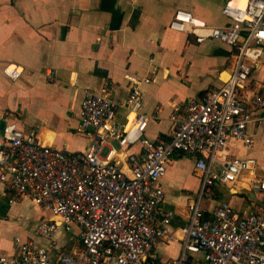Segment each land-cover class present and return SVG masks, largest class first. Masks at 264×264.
<instances>
[{"label":"built area","instance_id":"1","mask_svg":"<svg viewBox=\"0 0 264 264\" xmlns=\"http://www.w3.org/2000/svg\"><path fill=\"white\" fill-rule=\"evenodd\" d=\"M220 12L227 19L222 25L196 20L181 8L167 23L172 30L192 34L194 42L225 43L233 56L219 85L171 103L167 138L144 135L158 108L150 114L142 110L139 85L149 79L128 72L123 74L127 86L121 101L112 81L82 89L73 126L85 139L82 149L43 143L35 127H24L11 112L2 115L0 180L8 189L7 200L27 197L47 216L34 227L45 243L14 236V251L0 252V264H163L156 253L160 241L179 243L167 264H264V162L227 150L230 140L250 145L249 125L264 119V111L255 113L264 107V93H241L264 45V0H243L242 5L225 0ZM21 71L15 62L2 66L11 80ZM44 75L53 80L51 70ZM119 106L122 120L116 117ZM134 144L138 148L129 151ZM174 150L194 156L192 170L198 176L187 219L177 228L170 225V213L159 209V177ZM238 179L260 195L245 210L225 199L209 208L201 205L202 199H212L214 186L229 190ZM73 227L79 248H60L57 232Z\"/></svg>","mask_w":264,"mask_h":264},{"label":"crops","instance_id":"2","mask_svg":"<svg viewBox=\"0 0 264 264\" xmlns=\"http://www.w3.org/2000/svg\"><path fill=\"white\" fill-rule=\"evenodd\" d=\"M224 1L0 0V128L5 112L13 113L24 127L33 125L25 112L30 100L39 99L48 101L54 109L53 117L57 120L54 127L62 129L65 123L66 129L73 131L82 89H99L104 82L112 81L114 96L121 101L127 86L123 74L128 72L149 79L139 85L142 110L150 114L158 108L148 118L144 135L167 138L171 103L200 96L209 86L219 85L233 61L231 46L214 39L194 42L192 34L172 30L167 23L173 11L181 8L196 20L222 25L227 22L220 12ZM230 3L242 5L243 0H230ZM8 62L22 67L19 76L12 80L2 72V66ZM47 70L52 71V81L45 78ZM259 91L264 93V45L241 93L250 95ZM263 111L264 107L257 108L255 113ZM116 117L124 119L121 106ZM50 126L47 124L37 133L46 144H52L55 133ZM249 129L253 134L250 145L230 140L227 150L236 156L251 155L264 162V119L257 125L250 124ZM81 138V146L74 149L84 147L85 139ZM233 143L240 147L238 152L231 151ZM65 144L63 140L61 145ZM137 148L134 144L128 150ZM193 162V155L174 150L159 177L163 191L159 209L170 213V225L174 228L187 219V204L198 187ZM229 188L214 186L212 199H204L203 206L209 208L217 199H225L233 207L245 210L251 200L260 197L248 188L244 179L236 180ZM8 194L5 182L0 180V252L14 251V236L44 244L34 227L47 213L27 197L9 202ZM73 228L57 232L60 248H79ZM178 250L177 241H160L156 245L163 264L176 257ZM54 254L52 251L50 257Z\"/></svg>","mask_w":264,"mask_h":264},{"label":"rangeland","instance_id":"3","mask_svg":"<svg viewBox=\"0 0 264 264\" xmlns=\"http://www.w3.org/2000/svg\"><path fill=\"white\" fill-rule=\"evenodd\" d=\"M25 113L28 122L33 124H26L25 127H35L37 133H39L41 128H46L47 124H51L50 129L55 132L52 137V144L56 147H59L63 140H66L65 147L67 149H74L81 146V136L72 133L73 131L71 129L67 130L65 127V123L62 125V129H59L57 126L54 127V124H56L57 122L56 118L53 117V113H55V111L52 106L48 103V101H41L39 99L30 100L27 104V109ZM38 138H41V136L39 135ZM239 148L240 147L236 143H233L231 145V151L233 152H236V150L238 152ZM201 205H206V201L204 199H202ZM74 231L75 228H73V232Z\"/></svg>","mask_w":264,"mask_h":264},{"label":"bare ground","instance_id":"4","mask_svg":"<svg viewBox=\"0 0 264 264\" xmlns=\"http://www.w3.org/2000/svg\"><path fill=\"white\" fill-rule=\"evenodd\" d=\"M132 135H134V133H132Z\"/></svg>","mask_w":264,"mask_h":264}]
</instances>
